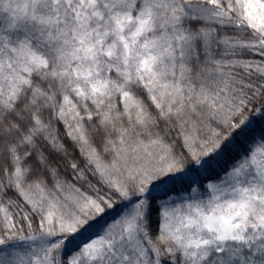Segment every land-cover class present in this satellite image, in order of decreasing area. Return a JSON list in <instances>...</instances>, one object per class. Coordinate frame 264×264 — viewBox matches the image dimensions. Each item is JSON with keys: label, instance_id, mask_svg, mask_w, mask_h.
<instances>
[{"label": "snow or ice", "instance_id": "6c2138e0", "mask_svg": "<svg viewBox=\"0 0 264 264\" xmlns=\"http://www.w3.org/2000/svg\"><path fill=\"white\" fill-rule=\"evenodd\" d=\"M0 264H264V0H0Z\"/></svg>", "mask_w": 264, "mask_h": 264}, {"label": "trees", "instance_id": "16d2710c", "mask_svg": "<svg viewBox=\"0 0 264 264\" xmlns=\"http://www.w3.org/2000/svg\"><path fill=\"white\" fill-rule=\"evenodd\" d=\"M62 131V129H61ZM64 142L69 146L70 151H72L77 157H79V151L76 148V146H74L70 141H68L66 138L64 139ZM228 165L225 164V167H227ZM209 179H213V178H207L203 181L202 184H198V185H193V187H196L198 189V192H203L205 191L203 184H206L208 182ZM191 197V191L190 190H185L183 186L177 185L175 191L170 193V198L173 202L177 203L178 201H181L185 198H190ZM119 207V205H118Z\"/></svg>", "mask_w": 264, "mask_h": 264}, {"label": "rangeland", "instance_id": "374dc122", "mask_svg": "<svg viewBox=\"0 0 264 264\" xmlns=\"http://www.w3.org/2000/svg\"><path fill=\"white\" fill-rule=\"evenodd\" d=\"M198 193L201 194V195H205V196H206V192H205V191H203V192H198ZM187 199H189V198H185V199H183V200H187ZM183 200L178 201L177 204H179V203L182 202Z\"/></svg>", "mask_w": 264, "mask_h": 264}]
</instances>
